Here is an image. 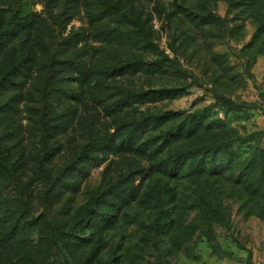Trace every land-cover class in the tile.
Segmentation results:
<instances>
[{"label":"rangeland","instance_id":"374dc122","mask_svg":"<svg viewBox=\"0 0 264 264\" xmlns=\"http://www.w3.org/2000/svg\"><path fill=\"white\" fill-rule=\"evenodd\" d=\"M113 2L127 16L145 18L151 13V48L127 46V49L163 69L157 72L139 69L135 73L108 76L107 64L127 51L121 46L106 55L100 48L102 43L94 37L95 22H90L86 11L77 13L65 35L72 28L81 33L83 39L76 50L84 48L88 57L94 55V64L107 77L111 99L117 97L114 86H119L145 95L147 101L143 103L140 99L120 111H107L99 96L86 90L80 101L53 102L52 123L58 124L59 129L51 139L54 154L46 155L47 169L53 175L61 173L86 146L119 140L120 132L128 130L124 124L131 118L170 110L197 115L212 130L202 131L199 141L192 145H210L216 137L233 139V148L242 161L251 156L256 146L264 148V0ZM18 8L46 16L44 0H0V10L10 12ZM173 11H177L175 15H171ZM209 14L214 15L210 23H197L200 17ZM104 21L113 26L126 24L119 17ZM38 51L41 56L43 52ZM41 74L45 70L39 65L29 88L34 95L16 102L10 100L11 94L0 97V104L8 102L13 106L1 112L4 119L0 123V146L14 179L4 192L5 197H11L16 206L24 200L28 205L32 202L35 217L42 220L50 216L58 221L61 230H66L80 211L107 188L134 186L138 194L117 213L112 226L83 229L85 245L74 250L58 247L41 238V231L34 229V246L30 248L28 237L21 251L26 264H264V185L257 193H248L239 178L242 174L239 164L234 170L220 174L199 177L182 174L175 178L154 172L152 159L144 154L100 150L97 154L100 159L91 160L86 175L77 177L81 180L80 188L65 190L48 209L43 201L45 186L34 171V164L45 157L41 144L42 85L37 83ZM153 90L164 93L153 96ZM221 96L241 105L243 110H226ZM67 122V129L60 131ZM210 201L222 206L223 222L208 223L202 217L201 208ZM46 224L45 221L42 228L50 236L54 229ZM5 263L20 264V261Z\"/></svg>","mask_w":264,"mask_h":264},{"label":"trees","instance_id":"16d2710c","mask_svg":"<svg viewBox=\"0 0 264 264\" xmlns=\"http://www.w3.org/2000/svg\"><path fill=\"white\" fill-rule=\"evenodd\" d=\"M44 2L43 12L46 16L25 8L10 12L0 10V97L11 94L10 100L16 102L26 95H34L30 85L35 78V69L39 65L40 68H44L45 74L39 76L37 83L42 85L39 89H42L40 96L44 104L41 117V144L45 157L42 156L40 161L34 164V171L45 186L43 201L48 209L65 193V190L70 188L75 191L80 188L81 180L77 177L85 176L91 163L100 159L97 155L99 151L105 149L144 154L152 159L154 172L175 178L182 174L189 177L220 174L234 170L239 164L242 172L239 178L248 193H257L259 187L264 185V148L261 145L256 146L245 161H242L234 150L233 139L216 137L213 144L192 145L191 143L199 141L202 131L212 130L206 128L205 121L199 116L185 115L172 110L146 114L136 120L131 118L132 120L124 124L128 130L125 133L120 132L119 140L110 139L106 143L86 146L61 173L53 175L46 166L48 161L46 155L54 154L51 152L54 149L51 139L56 137L54 135L59 129L58 124L52 123L55 119L54 112L51 111L53 102L80 101L86 90L95 97L99 96L107 111H120L127 104L130 105L140 99L143 103L147 101L145 95L119 86H114L117 97L111 99L110 92L107 91L109 86L107 77L102 75L98 65L94 64V55L88 57V50L84 48L76 50L83 39L80 38L81 33L72 28L65 35L68 25L77 13L86 11L90 22H95L94 37L102 43L100 48L106 55L111 51L116 52L121 46L127 51L117 59L113 57V61L107 64L108 76L135 73L139 69L157 72L163 68L156 63H148L142 54H135L127 49V46L151 48L153 43V31L149 25L151 13L145 18L141 15L127 16L113 0H44ZM174 3L181 9L180 4ZM176 12H171V15H175ZM117 17L125 20V26L119 24L113 26L104 21L115 20ZM213 18L214 15H204L197 23H210ZM38 49L43 52L41 56ZM43 60L45 61L42 62ZM163 93L164 90L151 92L153 96ZM220 98L226 110H243L241 105L233 100L225 96ZM6 107L13 108L8 102L0 104V123L4 119L1 112L7 109ZM68 124L67 122L62 125L60 131L67 129ZM3 151L0 146V264L3 261L7 264L6 260L14 259L20 261V264H26L21 251L26 246L28 237L30 248L34 246L32 239L34 229L41 231V238L51 240V243L60 248L74 250L82 247L87 239L81 235L83 229L98 230L112 226L117 213L130 205L138 194V188L134 186L107 188L92 199L90 206L80 211L72 226L61 230L58 221L50 216L42 220L35 217L32 202L28 205L24 200L16 206L11 197H5L4 192L12 185L14 179ZM221 207L219 203L211 201L208 204L204 203L201 208L202 217L208 223L212 220L223 222ZM45 221L47 227L54 229L50 236L42 228ZM30 257L36 259L33 254Z\"/></svg>","mask_w":264,"mask_h":264}]
</instances>
